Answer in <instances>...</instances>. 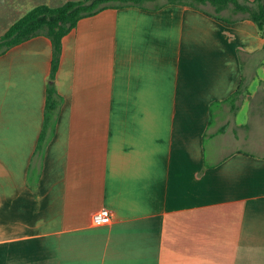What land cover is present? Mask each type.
I'll list each match as a JSON object with an SVG mask.
<instances>
[{"label": "crops", "instance_id": "0c3cea01", "mask_svg": "<svg viewBox=\"0 0 264 264\" xmlns=\"http://www.w3.org/2000/svg\"><path fill=\"white\" fill-rule=\"evenodd\" d=\"M43 2L0 0V18ZM213 13L80 19L40 157L53 43L0 54V264H264V30Z\"/></svg>", "mask_w": 264, "mask_h": 264}, {"label": "trees", "instance_id": "16d2710c", "mask_svg": "<svg viewBox=\"0 0 264 264\" xmlns=\"http://www.w3.org/2000/svg\"><path fill=\"white\" fill-rule=\"evenodd\" d=\"M166 3L197 7L211 3L216 8V12L213 13L216 17L231 21L230 17L221 15L223 10L229 9L233 13H243L253 20L261 31L264 30V0H66L58 5L40 3L15 20L4 31L0 36V54L40 34L48 36L53 43L52 69L47 91V114L35 152L38 157L42 156L45 150L48 130L56 118L54 114L60 104L55 78L60 65L64 36L77 26L80 19L97 14L106 8L139 6L158 9ZM30 170L29 180L32 181V176L38 171V167L31 165Z\"/></svg>", "mask_w": 264, "mask_h": 264}, {"label": "built area", "instance_id": "2783aa9c", "mask_svg": "<svg viewBox=\"0 0 264 264\" xmlns=\"http://www.w3.org/2000/svg\"><path fill=\"white\" fill-rule=\"evenodd\" d=\"M113 210L109 207H102L96 210L92 215V223L94 225H103L110 223L113 219Z\"/></svg>", "mask_w": 264, "mask_h": 264}, {"label": "rangeland", "instance_id": "374dc122", "mask_svg": "<svg viewBox=\"0 0 264 264\" xmlns=\"http://www.w3.org/2000/svg\"><path fill=\"white\" fill-rule=\"evenodd\" d=\"M66 0H47V2H49V4L51 5H58V4H62L63 2H65ZM202 7L206 8L207 10H211L213 12H216V8L214 5H212L211 3H206V4H201ZM221 14H229L230 16H233V12L229 13L227 11H222ZM243 14V13H241ZM16 16V15H14ZM9 26V21L8 19H1L0 18V36L4 33V31L6 30V28Z\"/></svg>", "mask_w": 264, "mask_h": 264}]
</instances>
